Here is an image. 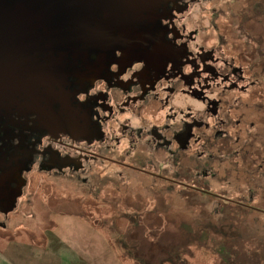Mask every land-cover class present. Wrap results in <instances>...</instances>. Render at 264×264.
I'll list each match as a JSON object with an SVG mask.
<instances>
[{"label":"flooded vegetation","instance_id":"flooded-vegetation-1","mask_svg":"<svg viewBox=\"0 0 264 264\" xmlns=\"http://www.w3.org/2000/svg\"><path fill=\"white\" fill-rule=\"evenodd\" d=\"M217 2L157 0L142 7L136 25H114L89 62L70 56V72L54 78L52 95L36 103L23 96L21 107L1 114L0 167L16 169L8 188L21 192L16 203L36 169L82 179L93 191L106 182L160 180L184 196L264 212V52L210 37L220 28ZM206 4L211 16L197 18ZM138 38L148 45L126 59L125 41Z\"/></svg>","mask_w":264,"mask_h":264},{"label":"water","instance_id":"water-1","mask_svg":"<svg viewBox=\"0 0 264 264\" xmlns=\"http://www.w3.org/2000/svg\"><path fill=\"white\" fill-rule=\"evenodd\" d=\"M156 1L0 0V115L21 107L23 96L31 97L36 103L40 95H52L54 78L65 77L70 72L65 67L70 56L83 57L89 62V53L104 50L114 25L133 28L142 9ZM216 4L222 8L214 18L220 28L210 37L222 35L229 47L248 52L259 48L264 52V10L261 8L264 2L218 0ZM206 5V11L197 12V18H203L207 11L211 16L212 6ZM103 13L105 16L99 18ZM209 22H212L211 17H205L204 23ZM148 42L149 39L144 38L126 40V59L136 58ZM261 74L264 75L263 70ZM260 81L264 88V76ZM0 168L4 171V177L0 178V210L10 212L9 217L0 212V227L7 231L12 229L15 233L18 225L25 226L28 220H35L34 230L42 223L39 214L32 210L37 193L31 192L30 178L37 175L66 189L70 197L97 192L101 200L115 201L118 215L140 232L143 242L160 239L181 254L187 264H191L194 257L193 246L215 251L223 264H264V214L257 210L219 204V199L214 196H195L193 193L184 196L165 181L159 180L153 185L144 177L130 185L102 183L93 191L82 179L53 177L36 169L26 175L25 193L16 203L21 192L8 190L10 175L16 169L4 165ZM17 173L20 175L19 170ZM23 184L20 182L17 188ZM228 194L237 195L236 192Z\"/></svg>","mask_w":264,"mask_h":264},{"label":"rangeland","instance_id":"rangeland-1","mask_svg":"<svg viewBox=\"0 0 264 264\" xmlns=\"http://www.w3.org/2000/svg\"><path fill=\"white\" fill-rule=\"evenodd\" d=\"M30 181L37 193L32 210L42 223L34 230L35 220H28L15 233L0 227V264H187L162 240L143 242L118 215L115 201L101 200L97 192L70 197L44 176L31 175ZM192 252L191 264H223L205 247L193 246Z\"/></svg>","mask_w":264,"mask_h":264}]
</instances>
